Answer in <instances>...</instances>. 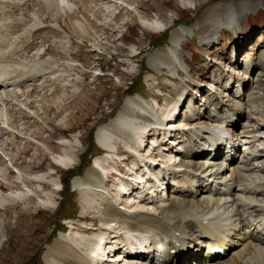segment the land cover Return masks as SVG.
<instances>
[{
    "label": "bare ground",
    "instance_id": "obj_1",
    "mask_svg": "<svg viewBox=\"0 0 264 264\" xmlns=\"http://www.w3.org/2000/svg\"><path fill=\"white\" fill-rule=\"evenodd\" d=\"M27 1L0 0V21H2L0 34L4 33L3 29L12 28V25H9L11 23H7V19L11 17H14L13 22L15 21L17 25L22 24L26 19L24 10L29 8ZM43 1L52 2V5L55 3V10L59 14L65 10L71 11L74 4L76 5L73 0ZM94 1L96 6H103L106 10L121 7L117 3L119 1L125 3L128 8L132 6L125 0ZM238 3L240 7L235 12L233 7L224 3H217L207 10L208 18L206 16L201 25L195 27L200 45L210 46L217 41V33L223 27L228 28L227 26L230 25L232 29L238 31L244 16L261 8L264 9V0H240ZM16 11L23 12L21 14L22 17L24 16L23 19L21 16L19 19L15 17ZM140 22L148 30L161 32L168 29L158 19L142 18ZM33 24V27L40 26V22L36 19H33ZM193 36L194 32L191 28L182 25L173 27L169 32V45L164 49L165 57L162 56V52L155 50L148 54L144 61V66L152 72L145 77L149 88H158L157 81L158 76H162L161 69L167 73V78L163 77L162 80L169 85L171 93L162 103L154 99L148 100L141 95L126 96L112 119L96 127L94 142L102 153L94 158L92 165L81 175L73 176L69 181L70 190L77 194L81 205L77 222L83 224L89 220L90 227L80 225L82 227L80 228L78 224L69 222L65 232L59 233L51 243L43 244L40 255L43 264H139L138 260L144 256L133 258L128 253L124 257L120 245L122 242L141 238H145L146 243L157 238L162 240L168 250L163 264H194V259H198L202 264H264V122L262 121L264 116H258L254 109L256 99L262 100L264 96V93L260 92V88L264 87V65L252 66V60H245L244 79H250L252 84L248 88L247 95L238 96L241 97V101L237 110H231L228 105L221 106L215 96L217 90L223 89L224 97L230 99L227 92L232 90V85L223 84L220 87L211 83L212 88H208V91H216L211 95L207 93L210 96L203 93L202 88L197 91V97L198 93L200 95L203 93L202 102L209 110L206 111L205 118H198L192 110L193 107L189 106L192 104L190 102L186 108L187 113L184 114L183 120H180L177 111L182 98L187 94L189 75L188 64L185 63L182 55V44ZM1 38L3 37L0 35V40ZM213 63L220 65L218 61ZM231 64L235 69L238 66L234 59ZM252 67L257 68L255 76ZM3 71L0 73V128L3 131L7 130L6 134L14 137L13 139H17L22 132L10 123L7 99L15 98L18 93L25 96L15 84L16 79H21L24 74L22 71L19 73L14 70L12 72L7 70L5 73ZM241 71L236 69L235 74L241 75ZM177 78L181 79L180 83L173 81ZM63 82L65 83V80ZM215 87L216 89H213ZM229 99L226 101L229 102ZM24 110L27 111L28 108ZM30 111L32 110L27 112L32 113ZM227 125L238 128V133L236 134V131H232ZM166 128H176L173 133L179 134L175 139L168 138L170 144L178 141L173 148L164 145L167 142L164 137L161 141L159 138L157 141L154 140L157 136L166 134L163 131ZM188 134L194 145L188 141L186 137ZM150 135L156 147L150 146L141 153L140 148H144L145 139ZM168 135L172 136V134ZM182 140L188 143L183 149ZM76 143L78 144L76 140L75 145L68 140L60 142L62 147L60 154L52 153L57 156L53 158L55 166L64 170L72 168L78 159ZM223 144H229L233 149L232 163L229 165L221 162V153H216L222 151ZM3 145L4 143L1 142L0 151L8 157L6 162L14 167L13 162L16 158L9 155L6 149L2 150ZM211 146L219 150L214 155L209 150ZM177 150L182 151L181 159L176 155ZM123 151L135 157L127 166L128 168L132 166L129 173L137 172L135 178L140 181V185L131 187L126 181H121L123 177H119L117 173L111 174L119 177L111 178L115 180L116 185L106 184L109 182L106 177L108 169H104L103 166L109 165L115 158L120 161V153ZM148 158L155 165L146 166ZM194 160L199 161L195 164ZM32 162L34 161L30 163ZM0 166V177L7 180L4 173L6 171V174H9V172L2 163ZM176 167L178 169L182 167L181 171H176ZM226 167L229 169L224 174ZM144 168L147 173L142 171ZM14 169L20 175L21 171L16 167ZM57 175L58 172L52 168L47 173L33 174L31 185L34 187L28 186L29 183L17 176L16 180L23 188L14 192H0V208L7 210L22 204L24 210L27 207L55 209L58 194L56 191L61 185L60 179H56ZM150 176L153 177V182L156 180L154 184ZM132 178L134 177H130ZM175 181L178 187L171 185V182L175 183ZM144 187H147L145 189L147 191L152 189L150 192L153 191L152 193L155 194H160L165 189L170 191L171 196L169 195L167 201L162 203L156 197L155 201L145 205L143 202L148 192L145 191L146 194L141 189ZM120 189L128 191L126 196L121 195ZM124 203L131 205L125 206ZM95 221L98 222L97 225ZM174 241L179 245L172 246ZM212 246L228 249V254L212 262L203 259V254ZM141 264H154V259L148 261L147 258V261Z\"/></svg>",
    "mask_w": 264,
    "mask_h": 264
},
{
    "label": "rangeland",
    "instance_id": "obj_2",
    "mask_svg": "<svg viewBox=\"0 0 264 264\" xmlns=\"http://www.w3.org/2000/svg\"><path fill=\"white\" fill-rule=\"evenodd\" d=\"M125 1L132 6L128 8L125 3L119 1L118 6L121 7L106 10L103 6H96L94 0L84 2L78 0V3L77 0H73L76 5L74 4L72 10H65L66 13L61 11L59 14L55 10V3L52 5V2L45 3L43 0L37 2L28 0L26 3L29 8L28 11L24 10L26 19L22 24L17 25L15 21L13 22L14 17L7 19L12 28L3 29L4 33L0 34L3 37L0 40V68L1 71L4 69V73L11 68L18 71L17 73L22 71L24 77H21L24 80L16 79L15 84L25 96L18 93L15 98L7 99L10 123L22 133L17 139H13L14 137L6 134L7 130L3 131L0 128V141L4 143L1 149H6L9 155L15 156L14 167L21 172L20 175L19 173L16 175L11 170L14 167L6 162L8 157L0 151V164L2 163L9 172L4 173L7 180L0 177L2 181L0 192L8 193L22 189L23 186L16 180L17 176L31 187L33 174L47 173L51 168L58 172L56 179H60L61 185L56 191L58 194L55 209L27 207L24 210L22 204L7 210L0 208V264H43L40 256L43 244L51 243L59 233L65 232L69 222L90 227L89 220L83 224L77 222L81 205L77 194L71 192L69 181L73 176L81 175L92 165L94 158L102 153L94 142L95 129L112 119L126 96L141 95L159 103L169 96L170 87L162 80L163 77L167 78L166 71L161 69L162 76H158V88H149L145 77L152 72L144 66V61L147 55L155 50L162 52V56L165 57L164 49L169 45V32L173 27L182 25L194 32L192 38L183 42L182 55L188 64L187 93L191 89L192 93L188 95H191L190 97L195 95V100L200 88L204 89L203 93L211 95L216 91H208V88H212L211 83L220 87L230 83L227 85H232V92L228 91L230 99L223 98L225 95L223 89L217 90L215 96L221 106L228 105L231 110H237L240 99L235 96L237 93L235 87H241L242 97L243 94L249 93L247 85L250 82L248 81L250 79H244L246 65L245 61L244 65L241 61L248 56L252 58V66L264 65L263 8L244 16L238 31L232 29L230 25L228 28H221L217 33V41L205 46L199 44L195 27L208 18L207 10L217 3H224L233 7L235 12L240 7L238 3L240 0ZM22 13L16 11L15 17L19 19L21 16L23 19ZM142 18L158 19L168 29L161 32L145 29L140 22ZM33 19L39 21L40 26L33 27ZM234 53L238 55L239 61L233 56ZM234 58L238 65L236 69L242 70V76L235 74L236 69L231 64ZM216 61L220 62V65L213 63ZM256 70L257 68L252 67L253 76ZM180 80L177 78L173 81L180 83ZM240 84H247V87L243 90ZM260 90L264 93V87ZM208 94L207 96H210ZM201 98H198L197 103ZM228 99L229 102L226 101ZM183 101L184 98L177 111L180 120H183L184 114L187 113L188 105H184ZM198 105L194 103L192 110L198 118H205L208 108L203 106L205 109L202 107L200 110ZM26 108L27 111L32 110L30 111L32 113L24 110ZM254 109L258 116H264V96L262 100L256 99ZM262 121L264 122V119ZM227 126L238 133V128ZM168 130L169 128H166L163 131L168 132L166 134L173 133H169ZM186 137L194 145L190 135ZM149 138L152 136L148 137L144 148H140L141 153L148 149ZM63 140L73 142L74 145L75 140L78 141V144L76 143L78 159L69 170L54 165L53 158L57 156L52 153L60 154L62 149L60 142ZM184 141L182 140L181 148L188 145ZM164 145L168 146V143L165 142ZM125 153L124 151L120 153L121 159L124 155L126 161L130 162V155L127 153V156ZM31 161L34 162L30 163ZM120 161L115 158L109 165L103 166L104 169L110 170L106 175L109 181L107 185L111 186L112 183L116 185L112 179L119 178L111 174L119 172L124 178V174L128 173L124 169L126 161L124 164ZM198 161L194 160V163L197 164ZM151 194V197H154V193ZM147 196L148 194L145 198ZM146 201L143 202L145 205L148 203ZM94 223L98 224L97 221ZM178 245L179 243L174 241L172 246Z\"/></svg>",
    "mask_w": 264,
    "mask_h": 264
}]
</instances>
